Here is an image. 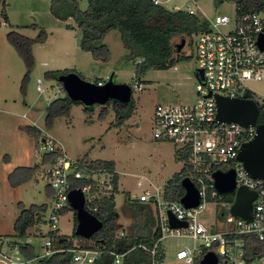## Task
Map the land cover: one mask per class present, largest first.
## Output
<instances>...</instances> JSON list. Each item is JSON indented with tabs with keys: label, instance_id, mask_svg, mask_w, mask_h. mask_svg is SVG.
Returning a JSON list of instances; mask_svg holds the SVG:
<instances>
[{
	"label": "rangeland",
	"instance_id": "rangeland-1",
	"mask_svg": "<svg viewBox=\"0 0 264 264\" xmlns=\"http://www.w3.org/2000/svg\"><path fill=\"white\" fill-rule=\"evenodd\" d=\"M5 1L6 20L0 3V234L14 232L13 222L19 214V203L26 207L31 204L47 205L44 216L29 231H40V226L44 234L50 227L49 187L41 179L46 167L41 163L44 151H38L45 133L63 147L71 160L87 158L113 162L119 179L111 203L118 212L116 223L119 227L115 235L119 234L130 222L120 212L125 194L130 192L135 195L147 186L137 185V175H146L161 186L173 179L178 182L181 176L187 174L185 159L177 158L179 150L170 142L153 138L151 127L157 103L191 102L195 99L197 62L192 39L185 37L184 45L174 52V55H180L174 66L167 69L148 68L139 75L136 65L125 59L126 49L116 29L109 30L103 38L109 48L108 59L97 60L79 47L80 30L73 20L61 21L51 14L50 0ZM161 1L168 7L177 4L183 8L192 3L190 0ZM196 3L198 8L193 5L196 12L205 19H212L216 14L231 11L232 8L228 0H196ZM80 5L84 7L85 1L81 0ZM9 33L30 39L29 62L13 44ZM180 40L181 37H176L173 42L177 44ZM64 69L75 71L88 82L106 81L112 76L116 83L130 84L135 105L130 118L120 126L110 127L114 121L111 103H95L92 111L85 110L82 104H73L68 115L55 117L52 126L46 127V107L53 99L63 96L64 91L57 80L46 78L45 72ZM38 79L41 90H37ZM136 82H140L141 89L135 88ZM248 87L259 109H264V79L249 81ZM104 109L106 114L101 118L99 115ZM37 164L29 179L19 185L10 182L9 174L16 167ZM229 194L233 193H225ZM105 200L101 207L105 205ZM217 208L207 202L201 218L212 220ZM37 215L40 214L37 212ZM74 224L72 208L59 216L57 227L64 239L62 245L93 244L90 239L72 234ZM97 236L100 237L101 233ZM46 239L45 234L31 236L37 252L43 251L41 244ZM57 240L56 245L59 244ZM188 242L184 238H166L162 242L165 254L163 264H186L175 258V250Z\"/></svg>",
	"mask_w": 264,
	"mask_h": 264
},
{
	"label": "built area",
	"instance_id": "built-area-1",
	"mask_svg": "<svg viewBox=\"0 0 264 264\" xmlns=\"http://www.w3.org/2000/svg\"><path fill=\"white\" fill-rule=\"evenodd\" d=\"M151 1L169 10L199 16L195 10L198 8L196 0H190L192 3H187L184 8L177 4L168 7L161 0ZM228 1L232 6L231 11L206 19L209 28L191 36L197 62L195 99L191 102L157 103L153 110V138L172 143L180 155H185L187 174L184 176L189 177L197 188L200 202L194 207H185L179 199L166 197V183L159 186L148 176L137 175V185L147 186L131 197L151 205L155 218L154 231L158 236L151 247L139 245L150 253L151 264H163L165 254L162 242L169 237L189 241L175 250V258L186 264H199L207 252L218 258V264H264V178H252L237 159L242 144L255 136L256 125L262 122L258 118L255 124L248 125L219 121L214 97L245 98L247 93L252 92L248 82L264 79V48L257 44V38L264 29V10L243 11L239 1ZM199 69L202 70L201 76ZM37 83V90H41L39 79ZM135 88L141 89V84L136 82ZM40 150L44 151L43 155L53 154L49 162L42 163L46 167L41 179L51 190L50 227L44 233L47 239L41 244L43 251L37 252L35 249L30 256H25L22 251L27 247L33 248L31 236L44 235L40 226V231H28L26 235L2 233L0 264H42L43 258L63 249L72 253L67 264H97L96 259L103 252L113 254L114 264H119L122 254L95 243L75 244L67 248H58L55 243L62 234L57 227L59 216L71 209L69 190L80 188L86 209L96 213L103 200L112 195L114 197L116 193V169L90 166L88 160L83 158L69 159L63 147L47 133L41 137ZM229 169L234 170L236 187L245 186L256 191L251 220L231 214L229 209L234 198L231 201L223 200L222 193L214 187V171ZM231 193L234 197V192ZM207 202L218 207L212 220L201 218ZM168 212L176 219L185 221L186 226H171ZM123 234L122 228L116 235ZM258 245H262V248ZM249 251L252 253L248 254Z\"/></svg>",
	"mask_w": 264,
	"mask_h": 264
},
{
	"label": "trees",
	"instance_id": "trees-1",
	"mask_svg": "<svg viewBox=\"0 0 264 264\" xmlns=\"http://www.w3.org/2000/svg\"><path fill=\"white\" fill-rule=\"evenodd\" d=\"M237 1L242 4L243 11L264 10V0ZM0 3L3 5V17L6 20L7 14L4 10L6 1L0 0ZM50 12L58 20L66 21L69 18L73 20L80 30L79 47L84 51H88L97 60L106 61L108 59L109 48L103 42V38L109 30L116 29L126 49L125 59L136 65V73L139 75L148 68L167 69L174 66L180 55H174L177 49L173 39L176 37H181V39L187 36L191 37L193 34L209 28L208 22L204 18L185 11L166 9L161 5L154 4L151 0H86L84 7L77 0H50ZM9 34L13 44L29 62L31 60L30 39L17 33ZM70 71L72 70H50L45 72V76L57 80L58 75ZM100 82L105 81L97 80L96 83ZM58 84L60 83L58 82ZM245 98H253V95L247 93ZM110 103L114 110V121L110 123V127L123 124L130 118L135 107L132 97L127 103L116 100L106 102V104ZM73 104L82 103L71 100L65 92L63 96L53 99L46 107V127L52 126L55 117L68 115ZM83 108L92 111L93 105L83 106ZM105 114L106 109L99 116L102 118ZM258 121L264 122V109L262 108L259 109ZM52 157L53 154L43 155L41 163L49 162ZM177 158L186 159L185 155L180 154L177 155ZM83 159L88 160L87 158ZM88 164L114 169L112 161L88 160ZM37 167L38 164L16 167L9 174L10 182L13 185H19L29 179ZM182 178L183 176L178 182L177 179L166 182V197L174 200L180 199L184 193L180 183ZM72 184L75 185V182H72ZM221 197L227 201L234 198L233 194H222ZM111 200H113V195L105 200L104 206L101 207L100 205L98 212L94 213L102 220L103 227L91 237L90 241L100 247H106L112 252L122 254L119 264H151L150 253L139 246L151 247L158 237L154 231L155 218L151 205L137 201L129 193H126L120 212L128 217L130 222L125 228L123 227L124 234L119 236L115 235V231L119 227V224L116 223L118 212L113 209ZM46 209L47 205L45 203L41 205L31 204L28 207L19 203V214L13 222L14 232L19 235H26L29 228L41 220ZM37 212L40 215H37ZM74 222L76 224L75 215ZM74 227L72 234L78 237L74 233ZM99 233H101L100 237L97 236ZM63 240L62 237L58 238V248H67L72 245H62ZM253 243H256L255 240H253ZM258 246L260 249L262 248V245ZM248 248H250L249 243ZM22 251L25 256H30L34 252V247H27ZM250 253L252 252L249 251L248 254ZM71 255L70 251L63 249L43 258L42 264H67ZM160 257L162 258V255ZM96 261L97 264H114V255L103 252Z\"/></svg>",
	"mask_w": 264,
	"mask_h": 264
},
{
	"label": "water",
	"instance_id": "water-1",
	"mask_svg": "<svg viewBox=\"0 0 264 264\" xmlns=\"http://www.w3.org/2000/svg\"><path fill=\"white\" fill-rule=\"evenodd\" d=\"M184 43L185 39L182 38L176 44V49L180 50ZM257 44L260 48H264V29L257 38ZM198 72L201 76L202 70L199 69ZM57 81L71 100L80 101L83 106H91L95 103L106 104L109 100H116L121 103H127L131 100V85L116 83L112 80V76L103 83H94L88 82L78 73L70 71L58 75ZM214 97L217 105L216 118L219 121H234L242 125L256 123L259 107L253 98H231L222 95H214ZM237 159L252 178H264V122L258 123L255 136L242 144ZM213 177L217 192L222 194L234 192V200L229 209L230 213L238 218L251 220L252 202L256 198V191L245 186L236 187L233 169L216 170ZM180 183L184 193L179 201L185 207L198 205L200 202L199 193L190 178L184 176ZM68 200L76 219L75 235L84 239H91L95 233L102 229V220L86 209L84 195L80 188L70 189ZM221 217H223V213ZM168 221L173 227L186 226L185 221L176 219L170 212H168ZM199 264H218V258L213 253L207 252Z\"/></svg>",
	"mask_w": 264,
	"mask_h": 264
},
{
	"label": "crops",
	"instance_id": "crops-1",
	"mask_svg": "<svg viewBox=\"0 0 264 264\" xmlns=\"http://www.w3.org/2000/svg\"><path fill=\"white\" fill-rule=\"evenodd\" d=\"M43 159V158H42ZM118 176V175H117ZM118 179H119V176H118ZM48 192H49V195H50V192H51V190H50V188H48ZM129 195L131 196L132 194H130V192H129ZM74 227V226H73ZM73 229V228H72ZM29 231V230H28ZM33 247H34V250H35V246L34 245H32Z\"/></svg>",
	"mask_w": 264,
	"mask_h": 264
}]
</instances>
